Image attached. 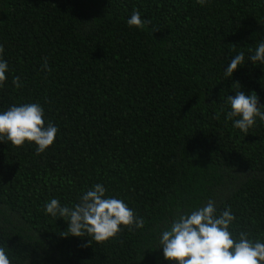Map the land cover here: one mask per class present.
I'll use <instances>...</instances> for the list:
<instances>
[{"label": "trees", "instance_id": "trees-1", "mask_svg": "<svg viewBox=\"0 0 264 264\" xmlns=\"http://www.w3.org/2000/svg\"><path fill=\"white\" fill-rule=\"evenodd\" d=\"M133 9L145 29L127 25ZM261 39L264 0H0L10 67L0 110L38 102L59 129L41 154L0 143V246L11 264H167L161 226L209 198L232 209L233 235L264 242V122L245 134L225 119L237 83L264 105V65L223 73ZM97 183L144 228L97 243L45 214L51 198L71 206Z\"/></svg>", "mask_w": 264, "mask_h": 264}, {"label": "clouds", "instance_id": "clouds-1", "mask_svg": "<svg viewBox=\"0 0 264 264\" xmlns=\"http://www.w3.org/2000/svg\"><path fill=\"white\" fill-rule=\"evenodd\" d=\"M196 2L203 7L211 0ZM126 23L130 28L143 30L150 21L133 9ZM4 52V46L0 45V87L5 85L10 73ZM246 62L253 66L264 65V39L259 40L254 50L250 49L247 58L243 51L232 56L223 70L224 76L231 78ZM42 69L50 71L46 57ZM12 85L17 89L24 86L20 76L12 78ZM235 85L238 89L235 95L225 97L230 109L225 112V119L232 121L233 128L247 134L258 120L264 122V105L259 104L255 92L246 94L238 83ZM44 117L45 110L38 102L14 104L7 110H0V143L7 142L15 147L31 143L37 154L44 153L59 132L58 127L46 123ZM107 192L103 184L97 183L84 190L74 205H62L59 199L51 198L45 203L44 211L53 218L66 219L71 236H88L97 243L115 238L125 227L129 231L142 230L144 218L123 199L109 196ZM236 220L231 208L218 211L214 198L191 211L177 206L159 230L157 249L162 250L167 264H264V242L251 239L245 231L233 235L230 229ZM0 264H11L3 246H0Z\"/></svg>", "mask_w": 264, "mask_h": 264}]
</instances>
